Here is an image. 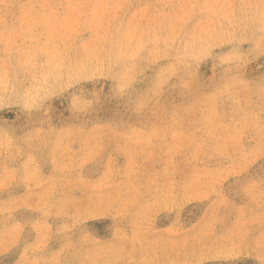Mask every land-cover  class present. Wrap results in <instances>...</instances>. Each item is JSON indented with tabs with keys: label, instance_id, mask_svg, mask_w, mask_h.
<instances>
[{
	"label": "rangeland",
	"instance_id": "1",
	"mask_svg": "<svg viewBox=\"0 0 264 264\" xmlns=\"http://www.w3.org/2000/svg\"><path fill=\"white\" fill-rule=\"evenodd\" d=\"M0 264H264V0H0Z\"/></svg>",
	"mask_w": 264,
	"mask_h": 264
}]
</instances>
